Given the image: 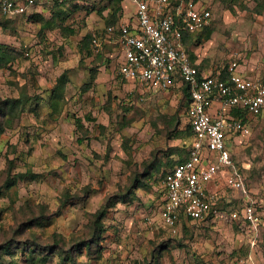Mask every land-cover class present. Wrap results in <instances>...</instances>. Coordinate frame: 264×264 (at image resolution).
Instances as JSON below:
<instances>
[{"label":"rangeland","instance_id":"rangeland-1","mask_svg":"<svg viewBox=\"0 0 264 264\" xmlns=\"http://www.w3.org/2000/svg\"><path fill=\"white\" fill-rule=\"evenodd\" d=\"M121 1L35 0L28 15L0 16L8 53L0 58V104L21 101L0 135V244L17 236L5 262L264 264V114L237 137L234 168L212 188L222 213L170 231L160 218L162 174L187 155L189 99L180 83L160 90L123 79L120 49L93 42L108 20H134L135 5ZM198 1L213 14L195 46L200 59L214 70L238 58L249 78L264 81V0ZM234 170L243 190L226 185ZM245 206L254 207L257 226L243 219ZM104 207V231L91 240ZM56 241L74 254L49 253ZM83 241L91 248L78 247Z\"/></svg>","mask_w":264,"mask_h":264},{"label":"built area","instance_id":"built-area-1","mask_svg":"<svg viewBox=\"0 0 264 264\" xmlns=\"http://www.w3.org/2000/svg\"><path fill=\"white\" fill-rule=\"evenodd\" d=\"M135 5L134 17L107 26L93 42L107 43L120 49L119 75L141 87L167 90L173 85H188L189 124L194 137L189 159L166 171L162 180L166 192L160 211L163 224L178 232L185 221H210L218 217L219 195L210 184L220 181L234 168L229 144L236 136L251 133L249 123L231 114L239 109L252 117L264 114V81L240 72L235 58L226 67L203 72L189 57L184 35L210 27L213 14L198 0H129ZM33 0H0L3 15L9 18L28 14ZM225 76H224V75ZM233 190H243L238 170L226 178ZM243 219L257 226L254 207L245 206ZM233 212L232 219H239Z\"/></svg>","mask_w":264,"mask_h":264},{"label":"trees","instance_id":"trees-1","mask_svg":"<svg viewBox=\"0 0 264 264\" xmlns=\"http://www.w3.org/2000/svg\"><path fill=\"white\" fill-rule=\"evenodd\" d=\"M35 0H33V2H34ZM123 1V0H122ZM121 1V2H122ZM123 7V6H122ZM120 10H122V8H120ZM118 11V10H117ZM0 16H5V15H3L2 14V12H1V9H0ZM116 16V14L114 13L113 14V17H115ZM7 17V16H6ZM16 18H18V16L17 17H15V18H10V19H16ZM8 20H10L9 19V17L7 18ZM42 20H43V22H44V25L45 26H51L50 24L52 23L50 20H48V21H46V20H44L43 18H42ZM119 21H121V19H113V20H108V25L110 26V25H113V24H116V23H118ZM0 25H3V26H6L5 25V22H2L1 20H0ZM210 27H208V28H206L204 31H202V32H200L199 33V36H201L203 33H205L208 29H209ZM192 34L193 33H186L185 35H184V42H185V44H186V47H188L187 46V44H189L188 43V41L187 40H192V38H193V36H192ZM86 39H89V41H91L92 40V36H88ZM199 40V39H198ZM197 40V42H195V45H198V42L200 43V41H198ZM197 43V44H196ZM0 58L2 59V58H8V53L7 52H5L4 50H2V49H0ZM200 69V68H199ZM201 70V69H200ZM224 75V74H223ZM225 76V75H224ZM96 78H97V74H92V77H91V79H92V81H95L96 80ZM183 87H184V92H185V97L186 98H188L189 99V105H190V92H189V88H188V85L186 86L185 84L183 85ZM61 90H63L60 86H58V87H56V89H54V91H53V94H52V97H51V100H52V102H51V104H52V106L54 107V110L55 111H58V109L60 108V105H61V98H62V93H61ZM60 91V92H59ZM20 102L21 101H19V100H7V102H4V103H2V104H0V135L4 132V130L9 126L7 123L9 122V115H11V113H13L14 111H15V109L20 105ZM188 108H189V106H188ZM231 114L233 115V116H235V117H239V118H242V120L245 122V123H249L250 124V120H252V117H250L248 114H247V112H243L242 110H239V109H233L232 110V112H231ZM8 118V120H7V118ZM8 121V122H7ZM77 123H78V126H79V124H80V122H78L77 121ZM189 128H190V131H189V136L191 137V142H190V144H189V146H188V148H187V155L184 157V158H182V159H180V160H178V161H176L175 163H173V164H171L170 165V168H172L173 166H175L176 164H178V163H181V162H184V161H186V160H188L189 159V157H190V153H189V151H190V148H191V146H192V141H193V137H194V131H193V128L191 127V125H189ZM179 137V136H178ZM237 137H241V136H236V138H234V139H232L231 140V142H230V144H229V147H230V150L232 151L233 150V148H234V143H235V141H236V139H237ZM167 171V170H166ZM166 171L162 174V178H164V176H165V174H166ZM33 175V174H32ZM13 184L12 183H10V184H8V183H6V185H5V187H10V186H12ZM107 208L106 207H104L102 210H100L99 212H98V214H97V216H96V220L94 221V230H93V237L92 238H90L91 240H95V238L96 237H101V235H102V233H103V231H104V227H103V224H102V221H103V219L105 218V216H106V213H107V210H106ZM181 221L184 223V225H186V224H188V223H190V222H194V221H192V220H189V221H185L183 218H181ZM185 221V222H184ZM24 223H30V221H25ZM32 227L33 226H28L27 227V230L28 231H30L31 229H32ZM20 235V233H18V236ZM17 236H13L12 237V239H7V240H5V241H3V243L2 244H0V264H17L16 262H13V261H11V262H9V263H6L5 262V260H4V256L5 255H11L12 256V250H13V247H14V245H12L13 244V242L12 241H15L14 239H17L16 238ZM28 239H31V238H28ZM90 240V241H91ZM27 241V240H26ZM85 241H83V242H81V243H79L78 244V247H80V248H82V246H86V245H88L89 246V248H91V245L90 244H85L84 243ZM34 243L36 244V245H38L39 246V244H40V241H38L37 239H35L34 240ZM35 244H33V245H35ZM31 247H32V245H31ZM31 247H30V252H34V251H32L31 250ZM51 251V252H50ZM57 252H59L62 256L65 254V253H71V254H74V250L73 249H69V250H66L65 248H63L62 246H61V244H60V242L59 241H56L53 245H50L49 246V253H51L52 255L53 254H55V253H57ZM69 255V256H64V259L65 260H69V261H73V256L72 255ZM31 256H32V254H31ZM32 258H35L34 256H32Z\"/></svg>","mask_w":264,"mask_h":264},{"label":"crops","instance_id":"crops-1","mask_svg":"<svg viewBox=\"0 0 264 264\" xmlns=\"http://www.w3.org/2000/svg\"><path fill=\"white\" fill-rule=\"evenodd\" d=\"M34 2H35V1H34ZM34 2H33L31 5H29V8H28V14H29L31 11H33V10L35 9L36 6H34V5H35ZM130 2H131V1H130ZM28 14H26V15H28ZM199 33H200V32H198V33H193V34H192V36H193L192 40H187L188 43H189V44H187V46H188V47H187V51H188V54H189V57H190L191 62H192L195 66H197L198 68H200L201 71H203V72H210L211 69L209 68V66H207V65L204 63L203 59H202V60L200 59V54H199V52H198V48H199V47H195V46H197V45H195V42H197V40H198L199 37H200V36H199ZM196 44H197V43H196ZM198 44H200V43L198 42ZM240 72L243 73V74H245V75L247 76V74L245 73V70H243L242 66H241V68H240ZM215 183H216V182L210 184V189L214 188L213 186H215ZM165 197H166V192H165ZM160 210H161V209H160ZM221 213H222V212H221Z\"/></svg>","mask_w":264,"mask_h":264}]
</instances>
